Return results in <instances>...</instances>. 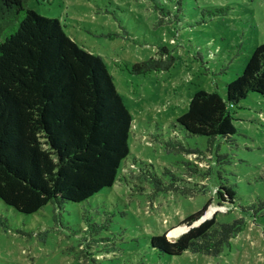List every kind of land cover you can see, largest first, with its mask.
Wrapping results in <instances>:
<instances>
[{"label": "rangeland", "instance_id": "374dc122", "mask_svg": "<svg viewBox=\"0 0 264 264\" xmlns=\"http://www.w3.org/2000/svg\"><path fill=\"white\" fill-rule=\"evenodd\" d=\"M27 6L57 18L79 46L105 59L133 116L131 153L115 185L86 202L64 210L48 204L27 215L0 201V264H264V215L248 211L264 198V96L251 93L236 109L238 132L218 149L223 162L205 137L175 126L197 91H222L243 72L264 42V0H185L182 7L173 0H27ZM216 8L225 11L211 15ZM150 58L173 66L148 74L125 67ZM169 142L178 145L168 151ZM171 176L180 181L173 184ZM221 181L236 188V204L218 199ZM209 201L202 220H246L230 248L219 256L152 250V236L177 239L189 229L185 218Z\"/></svg>", "mask_w": 264, "mask_h": 264}, {"label": "trees", "instance_id": "16d2710c", "mask_svg": "<svg viewBox=\"0 0 264 264\" xmlns=\"http://www.w3.org/2000/svg\"><path fill=\"white\" fill-rule=\"evenodd\" d=\"M173 1L182 7L185 0ZM161 50L168 52L165 46ZM172 66L150 58L125 67L148 74ZM251 93L264 96V42L224 90L197 91L175 126L205 137L221 162L220 143L237 134L236 109ZM132 125V113L101 55L79 46L57 18L39 14L27 0H0V201L30 215L48 204L64 210L112 188L131 153ZM175 145L169 142L167 150ZM171 177L173 184L180 181ZM151 182L163 190L156 175ZM217 196L229 204L238 200L234 185L223 181ZM209 205L185 218L189 229L177 239L152 236V250L169 256L187 251L219 256L230 248L246 220L220 222L217 215L202 220ZM248 211L253 217L264 215V198ZM260 224L264 239V222Z\"/></svg>", "mask_w": 264, "mask_h": 264}]
</instances>
